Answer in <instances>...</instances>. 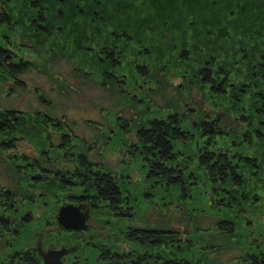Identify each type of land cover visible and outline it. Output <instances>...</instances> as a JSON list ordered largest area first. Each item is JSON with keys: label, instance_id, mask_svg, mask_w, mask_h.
Wrapping results in <instances>:
<instances>
[{"label": "rangeland", "instance_id": "rangeland-1", "mask_svg": "<svg viewBox=\"0 0 264 264\" xmlns=\"http://www.w3.org/2000/svg\"><path fill=\"white\" fill-rule=\"evenodd\" d=\"M56 1L44 0L42 21L29 0H0V13L10 18L0 19V42L9 35L16 54L34 64L18 75L21 84L0 69V110L19 111L17 127L0 132V142L17 137L13 148L0 145V189L15 191L17 205L3 212L0 204V214L9 215L17 226L22 213L39 208L42 215L41 220L20 226L18 236H9L10 248L7 234H2L0 257L38 241L47 247L72 246L76 250L67 260L70 263L77 255L78 264H107L99 260L98 246L117 251L162 248L128 240V225L176 230L183 255L199 264H242L238 256L264 251V137L255 135L264 120L258 97L264 93L258 67L264 56V0H108L105 21L96 26L89 15L73 12L76 0L67 3L69 7ZM36 23L48 25L49 32ZM104 47L118 59L116 67L105 60ZM137 65L146 67L147 74L140 75ZM202 66L211 69L215 82L226 77L224 92L212 93L201 81ZM107 72L120 78L121 85ZM195 101L210 117H219L224 134L210 139L212 147L255 161L240 162L245 183L239 188L222 186L228 193L212 186L197 164L195 155L203 139L191 123L198 112L182 122L194 132L193 139L176 144L191 157L197 178L188 197L181 196L178 187L147 179L140 157L128 153L140 122L181 111ZM47 116L65 123L59 127ZM124 121L130 123V132L118 127ZM67 130L77 145L73 150L86 152L123 178L120 186L128 198L122 211L130 210V216L115 215L100 204L90 211L89 228L82 234L55 225L57 208L69 192L80 189L63 187L54 178L30 180L36 172L16 166L20 160L15 156H38L44 167L64 168L69 161L56 145ZM230 196L228 205L221 204ZM220 219L232 222L234 231L218 229Z\"/></svg>", "mask_w": 264, "mask_h": 264}, {"label": "trees", "instance_id": "trees-1", "mask_svg": "<svg viewBox=\"0 0 264 264\" xmlns=\"http://www.w3.org/2000/svg\"><path fill=\"white\" fill-rule=\"evenodd\" d=\"M73 1L75 2V0ZM107 1L108 0H76L72 6L74 9L73 12L78 15H89V19L94 23H92L93 25H97L100 22L104 23V19L107 15L105 13ZM29 2L31 7L37 9V16L39 19L45 21V17L41 14L43 12L42 5L45 4L44 0H29ZM55 2L57 3L56 0ZM62 2L63 5L71 4V0H62ZM58 11L56 12L55 10L56 13H58ZM59 13L62 14L61 11ZM0 15V19H7L9 21L10 18L8 14L2 12ZM57 16L60 17V15ZM126 25L130 26L129 23ZM46 26L48 25L41 24L40 26V24H38L42 32H49V28H46ZM114 35H117V33ZM3 37L5 40L0 42V69L14 77L16 82L21 84L18 75L31 69L34 64L31 60L16 54L13 49V47L15 48V44L14 46L12 45L13 41L9 35H3ZM105 48L106 47L101 48L105 60L110 62L112 67H116L119 64L118 59H116L112 50ZM258 67L259 71L264 76V56L258 62ZM137 69L140 75L147 74V69L143 65H137ZM217 72L224 73L221 70ZM199 74L201 81L208 85L212 93H222L225 91V76H222L219 82H215L213 77L214 73H212L211 69L207 66H202L199 70ZM108 76L119 85L123 82L112 73ZM258 97L264 106V93L259 92ZM18 112L19 111L16 109L0 110V132H10L17 127L19 124ZM46 119L59 127L61 124L65 123L50 116H47ZM260 124L261 131H256V136L263 138L264 121H260ZM194 125L197 129H200L202 136L207 137V140L197 154V164L199 168L203 170L207 180L213 184L212 186H219V189L226 184L237 188L243 186L245 179L238 166V162L242 161V159H240V154H235V157L232 158L227 150L215 151L210 145L209 139L216 133H220L216 123L204 119L196 122ZM120 127H123L122 129L124 131H131L130 123L126 125L125 121ZM16 138L17 137H10L8 139H3L0 145H4V149L13 148L15 147ZM184 138H188V136L180 127L178 117L176 114H171L170 117L166 119L153 118L145 122V124H142V126L139 125L137 130L135 129L134 131V143H132V146L133 150L141 155L145 162L144 166L148 167L147 179L159 185L178 187L181 196L188 197L190 195V189L197 182L196 175L189 170L192 160L188 157L187 159H185V157L179 159V155L173 152L175 142ZM73 141V134L70 131L61 132L56 147L59 150L62 149L64 155L72 161V165L66 166L63 170L55 169L48 171V173L53 174L54 178L57 179L58 183L63 187H80L81 193L88 195L92 205H95L96 202H104L106 203L104 206L107 208L109 207L111 211H118L121 216H130V210L124 212L120 211L122 210V207H119V204H121V192L117 179L111 176L110 172H104L105 169H103L101 165L89 160L86 154L73 150L75 147ZM20 156H24V154ZM27 160L32 161L29 167L33 169L39 168L35 160ZM244 161L248 164L255 165V161L251 158L246 157ZM38 178L40 177L36 175L34 180ZM224 189V191L228 193L227 188ZM125 207L128 206L126 205ZM216 226L224 232L234 231V224L227 220H218ZM125 236L127 239L143 247L162 248L159 250L155 249L156 251L143 250L142 252L133 253H118L113 251L107 255L108 257L106 256V262L108 264H199L198 261L183 255L182 241L178 238L179 235L176 230H169L168 228L162 227L129 226L125 231ZM164 247H167L169 251L164 250ZM17 258V264H40L37 258L29 253L21 252ZM238 260L239 262L241 261L242 264H264V251L246 252L238 256Z\"/></svg>", "mask_w": 264, "mask_h": 264}, {"label": "flooded vegetation", "instance_id": "flooded-vegetation-1", "mask_svg": "<svg viewBox=\"0 0 264 264\" xmlns=\"http://www.w3.org/2000/svg\"><path fill=\"white\" fill-rule=\"evenodd\" d=\"M197 112H198V117L196 119H193L192 120V123H191L192 128L203 139V142L201 143L200 146H198V149L196 151L195 158L197 160V154H198L199 150H201V147L204 145L205 141L207 140V137L202 136V133H201L200 129H197V127L194 125V124H196V122L202 121L204 119L207 120V121H214L216 123V126H217V128H218V130H219L220 133H216L212 137H214L216 135H222V134H224L223 133V130L221 129V127L219 125V122H218L219 121V117H215V118L214 117H210V112L206 109V107L203 106V104L201 102H199V101L188 102V103L185 104V107L181 111H168V112H166L163 115H152L151 117H148L145 120V122H147L148 120L153 119V118L166 119V118L170 117L171 114H176V116L179 119L180 127L182 128V130H184L186 132V135L188 136V138H184V139H181V140L176 141L175 142L174 149H173L174 150L173 152H176L179 155V159H183V157H185V159H187V157L190 159L191 157L189 155H187L186 153H184L183 151H181V149H179L178 147H176V144L178 142L187 143L188 141H190V140L193 139L194 132L191 131L190 129L184 127L182 125V122L188 120L192 113H197ZM145 122H140L139 125L142 126V124H145ZM138 126L136 127V130H137ZM260 126H261V124H260ZM118 127H120V125H118ZM120 129L122 131H124L121 127H120ZM257 131H261V128H260V130H257ZM255 135H256V131H255ZM210 139H209V142H210ZM132 143H134V140L132 142H129V147L127 149L128 150V153L134 154V155H137V156L140 157V159L142 161V166H143V168L145 170L144 172H145V177H146L147 176L148 167L147 166H144L145 165V162L143 161L141 155L138 152H135L133 150V146H132L133 144ZM74 144H75V147H77L76 142H74ZM92 145L93 144L88 145L87 149L89 151H91L93 149ZM210 145H211V142H210ZM211 147H212V145H211ZM212 149L215 150V151H217V150L218 151H224V149H215L213 147H212ZM60 150L62 151V149H60ZM75 151H79L81 153L86 154V152L81 151V150H75ZM235 154L237 155V153H230V155H231L232 158L235 157ZM62 156H64L67 159V161H69V165H65V166L72 165V161L70 159H68V157L66 155H64V152L63 151H62ZM86 156H87V154H86ZM24 157H25V159H24ZM15 158L20 160V163H17L16 166H20V167L22 166L25 169H31V170H34L36 172V173H32L30 175V180H32L34 182H39L41 180H46V178H54L53 174H49L48 171H52V170H55V169L63 170L65 168V167L64 168L63 167H59L57 165L56 166H53V167H44L40 163V161H39V158L40 157H38V156H30V155L24 154V156H20L19 155L18 157L15 156ZM87 158L89 160H91L92 162L98 163L99 165L102 164L101 161H98V159L97 160L90 159L88 156H87ZM245 158H246L245 156L244 157L241 156L240 157V159H242L241 162L246 163L244 161ZM248 158H250V157H248ZM27 159L35 160V162L39 165V168L33 169V168L29 167L32 161L31 160H27ZM239 165H240V162H238V166ZM40 168H42V169H40ZM102 168L105 169L104 172H110L111 176H113V177H115V179H117L119 185H121L123 183L122 182V179L123 178L121 179L120 176H119V174H117L114 171H112L110 169H107V168H105L103 166H102ZM189 170L191 172H193L192 169H191V167H190ZM36 175H38L40 178L34 180V178H35ZM172 187H174V186H172ZM67 188L70 189L71 187H67ZM74 188H79L80 191H78V192H69V194L67 195V201L64 204H66V203H73L75 205L81 204L84 207H87V206L89 207V215H88V218H87V221H86L87 228L86 229H81V230L80 229L79 230L78 229H65V228H62V227L59 226V224L57 223V220H56L55 225L60 230L70 231L72 233H75L76 235H79V234L84 233L89 228L88 220L90 218L89 217L90 216V211L92 209L100 206V204H102V206H104V205H106V203H104V202H101V203L96 202L95 205H92L90 203V201H89L90 198L88 197V195L81 193V188L80 187H74ZM119 190L121 192V196H120L121 204H119L120 205L119 207H122V205L125 202H127L126 198H128V194L126 193L127 192L126 189L125 190L122 189L121 186H120ZM220 190H223V188H220ZM224 190H223V192H225ZM70 196L71 197L73 196V197L71 198ZM231 199H233V198H230V199L227 198L225 201H222L221 204H224L225 203V204L228 205L229 204L228 201H230ZM0 204H1L2 208H3V212H6L7 210H15L16 205H17V193L15 191H13V190L8 189V188H1L0 189ZM58 208H57V210H58ZM57 210H56V212H57ZM120 211H122V210H120ZM112 212L115 215H119L118 211L112 210ZM122 212H124V211H122ZM9 218H10L9 215H5V213L0 214V236L3 233L4 234H7V236H8V237H6L8 239L7 242H6V247L7 248H10L9 236H13V237L18 236L19 235L18 233H19V230H20V226L25 225V224L31 222L32 220H41L42 215L39 213V208L37 210H35L33 213H30V212H26L24 214L22 213V215L19 217V223H18V226L19 227L15 224V221L13 219H9ZM55 219H56V217H55ZM129 226H133V225H128V227ZM128 227H127V229H128ZM136 227H142V226H137L136 225ZM168 229L169 230H174L172 228H168ZM138 245H140V244H138ZM140 246H142V245H140ZM60 248H68V249H71L73 247L72 246H65V245L60 246L59 248H56V247H47V246H44L41 241H38L35 246H31V247H27V248H22V249H13V250H11L9 252H6L4 255H2V257H0V264H17L18 263L17 262L18 261L17 260L18 259L17 256H19V253H21V252L29 253V254L35 256L37 258V260L40 262V264H43V258H42V255H41V252L42 251H46L48 249H60ZM75 250L73 249V250L67 251L66 253H63L61 255V257H60L61 264H78L79 257L77 255H74L73 256L74 258L70 261V263L67 260L68 254L70 252L75 251ZM113 251L114 252H118V253L142 252V251H137L135 249H127V250H123V251H117V250H111V249H109V248H107L105 246H98V257H99V260L101 262H104L105 263L106 262V256L108 254H110V252H113Z\"/></svg>", "mask_w": 264, "mask_h": 264}, {"label": "water", "instance_id": "water-1", "mask_svg": "<svg viewBox=\"0 0 264 264\" xmlns=\"http://www.w3.org/2000/svg\"><path fill=\"white\" fill-rule=\"evenodd\" d=\"M89 207L66 203L61 205L56 212V220L60 227L65 229H86ZM72 250L68 248L48 249L42 251L43 264H61L60 257L63 253Z\"/></svg>", "mask_w": 264, "mask_h": 264}]
</instances>
